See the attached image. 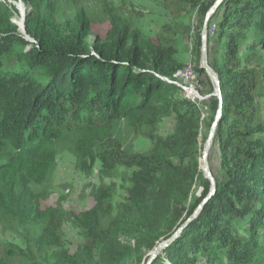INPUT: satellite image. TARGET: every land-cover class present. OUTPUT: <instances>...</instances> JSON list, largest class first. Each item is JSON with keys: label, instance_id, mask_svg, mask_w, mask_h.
Listing matches in <instances>:
<instances>
[{"label": "trees", "instance_id": "16d2710c", "mask_svg": "<svg viewBox=\"0 0 264 264\" xmlns=\"http://www.w3.org/2000/svg\"><path fill=\"white\" fill-rule=\"evenodd\" d=\"M9 1L28 9L23 33ZM160 1L175 8L159 31L134 23L144 9L117 7L90 43L101 20L84 3L75 14L76 0H0V229L26 230L33 248L46 249L30 264H146L209 194L202 125L210 130L218 99L203 119L172 81L192 54L186 5L198 12L194 68L205 74L200 34L215 0ZM209 60L224 102L213 144L224 173L199 217L152 264H264V0H224L209 27ZM134 137L152 145L136 154L127 148ZM63 150L87 173L100 163L125 196L101 186L79 213L65 211L62 198L43 209ZM69 222L84 240L74 250L65 245ZM9 250L0 241V264H21Z\"/></svg>", "mask_w": 264, "mask_h": 264}, {"label": "rangeland", "instance_id": "374dc122", "mask_svg": "<svg viewBox=\"0 0 264 264\" xmlns=\"http://www.w3.org/2000/svg\"><path fill=\"white\" fill-rule=\"evenodd\" d=\"M76 1L78 2L75 5L71 4L72 7L76 8L72 13L77 14V8H79L81 3H84L92 9L93 15L98 20H101V22L99 21L93 26V33L89 38L90 43H92L97 37L102 38L107 33L109 24L107 22H102V20L106 17H110L109 10H114L117 7H134L144 9L146 14H144V16L140 15L139 21L136 22V20H132L135 24L139 23L145 32L154 34V32L160 30L163 24L171 22L169 14L171 12L173 13L175 8L174 6H172L171 9L166 8L164 3L160 0H126L127 5H124L121 0ZM8 4L15 5L19 11L20 15L13 19V23L18 26L17 22L22 21L25 18L28 9L21 2L15 3L9 1ZM101 4H104L105 6ZM175 4L180 5V3ZM64 7L65 6H62L63 17H68L69 14L67 8ZM184 8L186 11L182 14L183 23H190L193 28L191 33L192 38L185 43L189 46L192 54L184 61V69L174 75V81L172 82L181 89L183 94L188 99L192 100L200 107L201 111L204 113L203 119H205L210 116V99L211 96L214 95V92H212L213 86L206 74L200 75L194 68L196 60L195 57L197 55L195 52L196 45L194 41L197 36L196 28L200 23L198 12L191 9L190 5H186ZM128 18H130V16H128ZM199 52L201 56V47ZM260 104L264 110V99L260 101ZM173 123L174 121L172 119L166 120L162 123L159 128L160 134L168 136L172 131ZM208 133L209 130L206 124L203 123L202 135H207ZM151 145L152 142L145 138L134 137L128 142L127 148L138 154L147 151ZM210 165L212 172H215L216 170L219 171L220 176L216 177H221L224 171L221 168L220 154L216 146L212 148L210 153ZM101 169V164L97 163L94 166L93 171L91 173H87L78 164L74 155H72L69 151L63 150L59 156L58 166L50 185L51 194L47 200H43L41 202L43 209L56 207L58 205V201L62 198L65 199L64 201L62 200L64 202L63 207L65 211L79 213L93 206L95 203L93 193H95L101 186L114 188L117 192L118 199L121 200L125 196L122 182L116 177H110L107 171H102ZM201 192V189L195 190L194 197H199ZM64 235L65 245L71 247L73 250L77 247H81L84 242L80 231L72 222L64 225ZM29 237L30 236L26 230L15 231L13 229L5 231L0 229V241L2 245L11 250V252H9L11 256L21 255L23 258L21 264L33 263L34 257L42 256L41 258L45 259L47 256L45 248L41 246L33 248V246L29 244ZM129 264H131V261Z\"/></svg>", "mask_w": 264, "mask_h": 264}, {"label": "water", "instance_id": "95a60500", "mask_svg": "<svg viewBox=\"0 0 264 264\" xmlns=\"http://www.w3.org/2000/svg\"><path fill=\"white\" fill-rule=\"evenodd\" d=\"M224 0H215L214 4L212 5L211 9L208 11L203 26L201 29V56H200V69L205 72L207 77L209 78L210 82L212 83L214 89V95L218 99V109L216 116L211 124L208 137L205 141L202 155H201V162H202V172L204 178L210 182V191L209 194L202 200V202L197 206V208L193 211V213L187 218V220L174 232V234L169 237L168 239L159 243L155 249L150 254L149 259L147 260L146 264H152L154 260L168 247H170L183 233V231L188 227L190 223L195 221L199 215L201 214L204 206L207 204L209 199L213 196L216 190L217 182L216 178L212 172L211 165H210V153L215 141L216 130L221 122V117L224 108V102L222 98V91H221V80L218 74L214 71V69L210 65L209 60V27L212 23L214 17L217 15L222 3Z\"/></svg>", "mask_w": 264, "mask_h": 264}, {"label": "bare ground", "instance_id": "6f19581e", "mask_svg": "<svg viewBox=\"0 0 264 264\" xmlns=\"http://www.w3.org/2000/svg\"><path fill=\"white\" fill-rule=\"evenodd\" d=\"M21 13H22V12H21ZM17 24H18V26H19L21 32L23 33V20H22V21H18Z\"/></svg>", "mask_w": 264, "mask_h": 264}, {"label": "crops", "instance_id": "0c3cea01", "mask_svg": "<svg viewBox=\"0 0 264 264\" xmlns=\"http://www.w3.org/2000/svg\"><path fill=\"white\" fill-rule=\"evenodd\" d=\"M213 174H214L215 176H220V174H219V171H218V170H216L215 172H213Z\"/></svg>", "mask_w": 264, "mask_h": 264}]
</instances>
